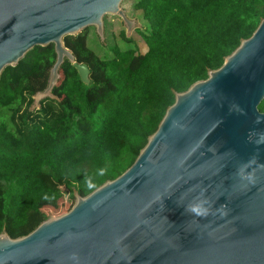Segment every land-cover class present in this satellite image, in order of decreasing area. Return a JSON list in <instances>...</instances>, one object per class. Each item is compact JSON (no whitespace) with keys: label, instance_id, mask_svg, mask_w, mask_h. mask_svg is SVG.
Segmentation results:
<instances>
[{"label":"water","instance_id":"1","mask_svg":"<svg viewBox=\"0 0 264 264\" xmlns=\"http://www.w3.org/2000/svg\"><path fill=\"white\" fill-rule=\"evenodd\" d=\"M122 1L0 0V74L33 47L53 44L47 86L33 92L32 106L55 98L65 59L89 85L87 64L63 38L91 26L103 38L106 14L118 15L129 33L137 24ZM223 57L187 90L171 88L174 102L119 176L85 196L72 188V207L24 236L3 228L0 264H264V18ZM253 156L255 182L239 181L237 167ZM201 191L228 214H186Z\"/></svg>","mask_w":264,"mask_h":264},{"label":"trees","instance_id":"2","mask_svg":"<svg viewBox=\"0 0 264 264\" xmlns=\"http://www.w3.org/2000/svg\"><path fill=\"white\" fill-rule=\"evenodd\" d=\"M132 11L146 22L136 29L144 51L107 37L109 51L100 56L87 45L90 27L63 38L87 64L89 85L65 59L55 98L31 107L33 92L47 86L53 44L33 47L2 70L0 233L24 236L49 214L67 212L72 188L85 196L124 172L174 102L173 90L220 67L264 18V0H134ZM121 40L137 42L126 33ZM258 108L264 112V101Z\"/></svg>","mask_w":264,"mask_h":264},{"label":"rangeland","instance_id":"3","mask_svg":"<svg viewBox=\"0 0 264 264\" xmlns=\"http://www.w3.org/2000/svg\"><path fill=\"white\" fill-rule=\"evenodd\" d=\"M134 0H123L121 3V8L124 9L125 14L129 19L135 20L136 26L132 28V30L128 33L126 27L123 24L122 19L118 15L106 14L103 17V38H101L95 30V27H90L87 35V45L98 55L103 56L109 51V47L107 44L111 43L112 41H107L106 38H114L116 39V43L121 48H126L130 46H135L134 43H137L139 49L141 51L145 50V45L142 42L141 37L137 34V28H143L146 25V22L142 19L140 12H133L132 11V3ZM121 32V33H120ZM126 33L127 37H131L136 39L137 42L130 41L127 43L125 40H121L122 35ZM39 104H34L32 108H38ZM62 214V213H61ZM58 215V214H52ZM60 215V214H59Z\"/></svg>","mask_w":264,"mask_h":264},{"label":"clouds","instance_id":"4","mask_svg":"<svg viewBox=\"0 0 264 264\" xmlns=\"http://www.w3.org/2000/svg\"><path fill=\"white\" fill-rule=\"evenodd\" d=\"M264 135V134H262ZM264 142V141H259ZM256 160V157H251L248 161L242 162L237 167L234 175L238 178L241 182H247V183H254V175L251 171H249V168L251 164H253ZM87 187L92 188L94 185L88 184ZM184 211L186 214H189L193 217L199 218L200 220H208L209 217H219L223 218L228 213L225 210L224 205H220L218 208H213L212 202L208 199V197L205 195L204 191H201L196 196L192 198V200L184 206ZM211 221H209V224ZM72 260L78 259L77 255L75 253L72 254L70 257Z\"/></svg>","mask_w":264,"mask_h":264}]
</instances>
